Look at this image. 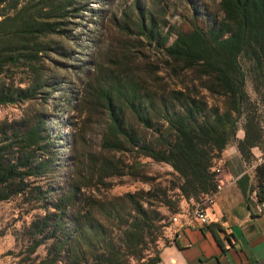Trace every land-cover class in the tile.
Segmentation results:
<instances>
[{"label": "trees", "instance_id": "16d2710c", "mask_svg": "<svg viewBox=\"0 0 264 264\" xmlns=\"http://www.w3.org/2000/svg\"><path fill=\"white\" fill-rule=\"evenodd\" d=\"M83 9L85 0H0V107L27 105L20 118L0 121V202L39 204L43 213L23 230L28 255L46 246L38 264H155L160 247L146 260L144 252L166 242L182 200L193 208L215 190L223 150L236 140L247 166L256 161L253 148L264 154V0H219L216 10L194 8L180 26L138 5L119 22L114 17L119 30L160 51L176 74L191 71L196 86L169 90L148 69L157 86L144 90L129 45L111 49L84 77L76 104L81 125L61 165L65 175L56 176L59 137L36 103L42 107L54 86L47 63L58 49L47 39L64 36ZM247 75L257 101L246 92ZM101 119L95 148L86 130ZM118 154L169 166L176 198L159 186L107 195L112 178L149 180L140 174L143 165ZM253 187L263 203L264 163L254 167Z\"/></svg>", "mask_w": 264, "mask_h": 264}, {"label": "rangeland", "instance_id": "374dc122", "mask_svg": "<svg viewBox=\"0 0 264 264\" xmlns=\"http://www.w3.org/2000/svg\"><path fill=\"white\" fill-rule=\"evenodd\" d=\"M89 4L88 10H79L75 16L74 24L68 27L64 36H52L47 39L51 44V61L47 63L49 74L54 81V86L49 89L50 95L46 103L41 107L47 116V125L50 131L59 137L57 140V160L60 166L56 176H64L65 169L61 166L68 154L71 135L81 125L77 118V98L84 77L93 67V62L98 61L111 49L120 50V45H129V53L135 54L133 65L138 68L135 76L140 77L145 88L156 87L144 70L151 69L155 76L160 78V85L169 90H178L196 86L193 73L184 71L176 74L174 66H168L160 51L151 46L141 47L134 35H129L119 30L113 21L121 19L125 10L135 11L138 5L143 11H155L165 19L168 26H180L188 14L195 9L208 7L216 10L219 0H85ZM115 17V20L113 18ZM117 22V23H118ZM116 23V24H117ZM101 58V59H102ZM243 69L247 72V63L241 61ZM158 69V70H156ZM152 84V85H150ZM246 92L252 101H257L258 96L254 92L252 82L247 75ZM206 94V92H203ZM27 105L1 106L0 121H11L20 118ZM264 121V114H263ZM243 120L238 122V131L241 130ZM105 126L104 120L93 124L92 130L87 129L85 139L95 148L99 146V138ZM127 164L138 161L143 168L141 175L148 178L144 181L139 177L125 175L107 180L112 184L107 195H122L127 192L139 190L148 191L154 186H159L167 191V195L176 198L169 190L175 181L169 166L155 163L147 158L134 159L130 155H119ZM162 215H169L167 206L156 204ZM39 204H28L22 197H15L9 201L0 202V264H38L46 254V246H41L36 253L28 255L27 242L23 236L24 228L43 211ZM176 217L172 218L173 219ZM163 241L150 245L144 252V260L153 256ZM136 261V260H133Z\"/></svg>", "mask_w": 264, "mask_h": 264}, {"label": "crops", "instance_id": "0c3cea01", "mask_svg": "<svg viewBox=\"0 0 264 264\" xmlns=\"http://www.w3.org/2000/svg\"><path fill=\"white\" fill-rule=\"evenodd\" d=\"M242 137L240 130L237 139ZM252 153L260 155L258 148ZM219 164L225 187L206 210L208 225L192 219L193 201L182 200L155 264H263L264 202L259 212L251 197L254 168L246 165L236 140L223 150Z\"/></svg>", "mask_w": 264, "mask_h": 264}, {"label": "built area", "instance_id": "2783aa9c", "mask_svg": "<svg viewBox=\"0 0 264 264\" xmlns=\"http://www.w3.org/2000/svg\"><path fill=\"white\" fill-rule=\"evenodd\" d=\"M262 163H264V154L263 155L260 154L258 157H256V161L253 163L251 167L254 168L257 164H262ZM215 174H216L215 178L217 182L215 190L211 194L201 197L199 201L194 204L192 211H191L192 219L197 221L201 225H204V223H209V217L207 215L206 210L209 206L214 205L217 194L225 187V183L223 182L221 178L222 168L216 167ZM251 197L255 202H257L258 211L261 212L262 202L258 201L257 190L254 189V187H252V190H251ZM174 217H177V216H174ZM262 262L264 264V259Z\"/></svg>", "mask_w": 264, "mask_h": 264}, {"label": "bare ground", "instance_id": "6f19581e", "mask_svg": "<svg viewBox=\"0 0 264 264\" xmlns=\"http://www.w3.org/2000/svg\"><path fill=\"white\" fill-rule=\"evenodd\" d=\"M207 223H204V225H206Z\"/></svg>", "mask_w": 264, "mask_h": 264}]
</instances>
